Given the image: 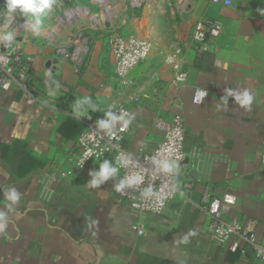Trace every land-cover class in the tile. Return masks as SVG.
<instances>
[{
	"label": "crops",
	"instance_id": "crops-1",
	"mask_svg": "<svg viewBox=\"0 0 264 264\" xmlns=\"http://www.w3.org/2000/svg\"><path fill=\"white\" fill-rule=\"evenodd\" d=\"M229 1L231 6L224 7L208 0H162L152 7L148 0L133 12L119 5L109 14L117 25L91 35L79 74L68 64L48 65L55 58L43 39L32 38L24 47L34 59L31 88L40 102L29 106L18 91H0V213L5 214L0 264H264L250 246L243 245L242 256L230 251V243L213 241L197 208L206 188L211 199L232 193L237 203L224 219L264 234V172L258 167L264 151V0ZM199 20L221 25L203 51L190 44ZM114 31L153 44L125 90L105 43V34ZM172 54L182 57L187 76L179 89L171 85ZM194 88L207 93L200 105L192 102ZM245 92L252 101L241 106L235 96ZM113 101L126 102L129 109L122 147L132 154L149 153L160 142L163 132L155 121L182 117V159L189 162L181 176L194 171L188 201L178 195L162 215L137 216L116 190L119 171L91 188L90 173L100 164L116 167L113 154L62 177L73 169L70 158L78 153L84 129L78 117L98 114ZM10 188L19 193L16 204L4 195ZM138 219L142 237L132 229Z\"/></svg>",
	"mask_w": 264,
	"mask_h": 264
},
{
	"label": "built area",
	"instance_id": "built-area-1",
	"mask_svg": "<svg viewBox=\"0 0 264 264\" xmlns=\"http://www.w3.org/2000/svg\"><path fill=\"white\" fill-rule=\"evenodd\" d=\"M6 8V2L3 0ZM147 0H127V10L130 12L139 10ZM213 5L231 6L229 0H208ZM7 9V8H6ZM0 10V18L8 16L13 23L0 25V37L11 32L12 39L5 41L0 38V91L9 92L16 90L25 99L29 106L39 103V98L32 93L31 71L34 59L24 52L26 45H31L32 38L43 39V47L51 52L58 63L70 65L75 74H79L86 58L89 55V38L85 36L81 28L73 26L66 27L59 22L57 26L40 35L37 23L29 20L17 22L18 12ZM75 24V23H74ZM66 31L62 33L63 31ZM221 32V25L216 20H199L192 29L190 44L197 50H206L209 37L216 38ZM60 33H62L60 35ZM106 46L114 58L113 73L119 85L125 90L132 86L129 78L130 73L146 61L149 57L153 44L148 39L126 37L114 31L106 39ZM168 63L171 65V85L179 89L186 85L187 76L183 71L182 57L172 54ZM184 75L183 80H177V76ZM204 91L199 88L193 89L192 102L200 105L207 94L197 102L198 93ZM206 92V91H204ZM134 103L138 99L132 98ZM111 113L117 119V125L107 129L99 127V121L107 120V114ZM129 109L126 102L113 101L110 106L100 113H84L78 117L84 129L77 138L76 146L78 153L70 158L72 170L63 173L62 177H70L76 171H82L92 165L104 161L113 154L116 167L119 171L121 181L125 187L119 193L120 199L126 202L130 211L137 216L148 214L153 216L162 215L169 203L178 195L188 201L192 191V184L188 180L175 182L176 165L183 158V147L185 142L184 122L181 116L176 115L171 122L157 120L153 126L163 132V137L157 146L149 153L140 151L137 154L127 152L122 147L124 136L129 130ZM127 121V127H124ZM123 129V130H121ZM90 154L86 155V153ZM168 163L174 165L165 171L163 165ZM258 167L264 172V151L258 158ZM128 181H134L128 183ZM209 190L204 189L201 196V205L197 208L206 216L205 230L209 237L219 243H230V251L245 254L243 245L252 247L255 257L264 262V234L257 236L253 232L242 227L237 220L226 221L224 217L233 209L237 203L235 195L226 192L220 199H211ZM132 229L138 237L145 234L144 228L138 219Z\"/></svg>",
	"mask_w": 264,
	"mask_h": 264
},
{
	"label": "clouds",
	"instance_id": "clouds-1",
	"mask_svg": "<svg viewBox=\"0 0 264 264\" xmlns=\"http://www.w3.org/2000/svg\"><path fill=\"white\" fill-rule=\"evenodd\" d=\"M6 8L9 13L16 11L17 9L20 10L22 14L28 17V19L35 21L37 24L40 23V16L45 13L46 11H50L55 6V0H5ZM12 33L8 32L3 34L2 38L5 41L12 39ZM185 78L184 75L177 76V80H183ZM207 93L204 91H200L198 93L197 102ZM228 95H233L232 92H228ZM235 99L240 103L241 106H247L251 103L252 97L248 95L247 92L243 93L242 95L235 96ZM83 113H77V115H82ZM108 119L99 121V127L102 129L110 128L111 124L114 123L117 119L123 120V117H114L111 113L107 114ZM127 121H124V127H127ZM123 130V129H121ZM90 154L86 153V155ZM171 167L174 165H169L165 163L163 168L165 171L170 170ZM118 169L116 167L111 166L107 161L103 162L99 166V170L90 173L93 176L91 180L90 187L97 188L99 185L103 184L105 181L109 180V178L113 177L117 173ZM134 181H128V183H133ZM125 187V182L121 181L117 186L116 190L120 191ZM6 200L11 202V204H16L19 201V193L16 191L15 188H10L4 193ZM4 213H0V221H3ZM5 224L0 222V231H3Z\"/></svg>",
	"mask_w": 264,
	"mask_h": 264
},
{
	"label": "rangeland",
	"instance_id": "rangeland-1",
	"mask_svg": "<svg viewBox=\"0 0 264 264\" xmlns=\"http://www.w3.org/2000/svg\"><path fill=\"white\" fill-rule=\"evenodd\" d=\"M107 1H108L107 6L111 8L113 7L114 9L113 11H110L109 14L114 15V11H117V7H119V5L123 4L127 7V0H107ZM150 1L152 4V7H154L155 2L162 3V0H149V2L147 0L148 4L150 3ZM102 2L104 1L102 0H55V6L50 11H46L40 16V23L37 24V30L40 32V35H41L45 32H49L50 30H53L57 26L56 22L58 18L64 15H65L64 17L67 16L68 18V15L71 12L75 14L77 13L85 14L86 13L87 16L84 17L83 15H81L77 19H75V21L67 20L66 22H63V23L60 22V23L70 28L72 27L71 26L72 24L75 27L81 28L84 31L85 36L89 38V45H91V43H93L92 42L93 40H91L92 39L91 35L93 33L98 34V31H105L103 24L99 23L100 21L99 19L101 18L103 11L106 9V6H105L106 3L103 4ZM4 5H5L4 1L1 0V9L5 13L7 9L4 7ZM144 5L145 4H143L142 7ZM17 15H18L17 22L23 21V20H29V21H32L33 23H36L35 21L28 19V17L22 14L20 11L18 12ZM60 19L59 21H61ZM64 32L66 31L64 30L62 33ZM62 33H60V35ZM105 35H106L105 38L107 39V37L110 34H105ZM105 38L103 37V39Z\"/></svg>",
	"mask_w": 264,
	"mask_h": 264
},
{
	"label": "water",
	"instance_id": "water-1",
	"mask_svg": "<svg viewBox=\"0 0 264 264\" xmlns=\"http://www.w3.org/2000/svg\"><path fill=\"white\" fill-rule=\"evenodd\" d=\"M13 20L14 19H11L10 17L4 15V16H2L0 18V25H5L6 24V25L10 26L13 23ZM116 25H117V18L116 17H114V18H112L110 20H105L103 22V26H104L105 29H110L111 27H115ZM47 64L55 66V65L58 64V61L56 59H52ZM188 162H189L188 158H184L180 162L177 163L176 168L178 170V173H176L174 175L175 182L179 183V182H183L184 180H191L192 179L194 171H190L188 173V175H182L181 176L182 171H183V166L188 165Z\"/></svg>",
	"mask_w": 264,
	"mask_h": 264
},
{
	"label": "bare ground",
	"instance_id": "bare-ground-1",
	"mask_svg": "<svg viewBox=\"0 0 264 264\" xmlns=\"http://www.w3.org/2000/svg\"><path fill=\"white\" fill-rule=\"evenodd\" d=\"M102 1H104V2H102L103 4H105V6H106V9L103 11V14H102V16H101V18L99 19V20H101V21H105V20H109L110 19V15H109V13H110V11H113L114 9L113 8H111V7H108L107 5V0H102ZM9 13V12H8ZM10 17H11V15H12V13H9L8 14ZM81 15H83L84 17L85 16H87V14L85 13H82V14H75V13H70L69 15H68V18H67V16L66 17H63L62 19H60L61 21H59V22H66L67 20H74L75 21V19H77L79 16H81ZM71 24V23H70ZM62 25H64V24H62ZM68 25V24H67ZM204 186V185H203Z\"/></svg>",
	"mask_w": 264,
	"mask_h": 264
},
{
	"label": "trees",
	"instance_id": "trees-1",
	"mask_svg": "<svg viewBox=\"0 0 264 264\" xmlns=\"http://www.w3.org/2000/svg\"><path fill=\"white\" fill-rule=\"evenodd\" d=\"M0 10H1V0H0Z\"/></svg>",
	"mask_w": 264,
	"mask_h": 264
}]
</instances>
